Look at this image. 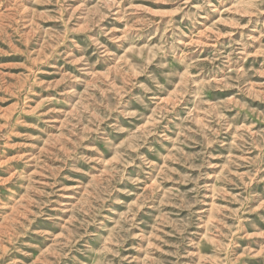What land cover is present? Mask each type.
Returning <instances> with one entry per match:
<instances>
[{
    "label": "rangeland",
    "instance_id": "obj_1",
    "mask_svg": "<svg viewBox=\"0 0 264 264\" xmlns=\"http://www.w3.org/2000/svg\"><path fill=\"white\" fill-rule=\"evenodd\" d=\"M0 264H264V0H0Z\"/></svg>",
    "mask_w": 264,
    "mask_h": 264
}]
</instances>
